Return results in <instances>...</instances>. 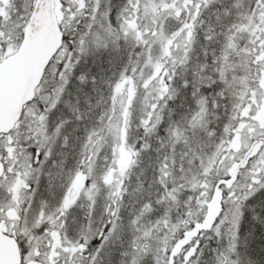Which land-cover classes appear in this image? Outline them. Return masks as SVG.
<instances>
[{
	"label": "snow or ice",
	"instance_id": "1",
	"mask_svg": "<svg viewBox=\"0 0 264 264\" xmlns=\"http://www.w3.org/2000/svg\"><path fill=\"white\" fill-rule=\"evenodd\" d=\"M0 264H264V0H0Z\"/></svg>",
	"mask_w": 264,
	"mask_h": 264
}]
</instances>
